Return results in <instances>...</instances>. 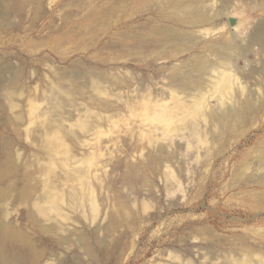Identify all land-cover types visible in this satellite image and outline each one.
Masks as SVG:
<instances>
[{
	"label": "rangeland",
	"instance_id": "1",
	"mask_svg": "<svg viewBox=\"0 0 264 264\" xmlns=\"http://www.w3.org/2000/svg\"><path fill=\"white\" fill-rule=\"evenodd\" d=\"M176 3L0 0V223L10 225L8 231L0 229V243L8 257L21 264L264 260V47L253 38L264 21V0H193L209 16L193 23L196 17ZM234 12L244 18L243 27L229 26L227 17ZM149 17L155 20L148 23ZM98 35L102 43L95 45ZM166 49L169 58H157ZM201 59L209 66L204 90L211 88L214 66L230 68L240 77L225 103L218 94L211 95L204 108L207 119H197L202 130L218 137L212 144L220 153L213 171L206 174L195 159L190 161H195L196 173L171 170V179L163 170L132 178L103 166L116 152L110 154L111 143H96V125L102 114L103 127L108 128V115L115 111L98 108L93 97L123 103L130 88L125 76L144 73L146 79L132 88L143 84L157 89L168 84L174 64H191L195 73ZM157 65L166 66V71L155 75ZM113 78L121 83L112 91ZM97 86L111 95L99 93ZM195 90L181 94L191 100L198 94ZM227 106L240 115L227 121L210 115ZM82 120L91 125L89 130L80 127ZM185 131L186 148L190 131ZM57 135L64 143L55 151L51 141H59ZM114 135L120 146L122 131ZM97 144L104 145L105 154L101 163L89 168L83 161ZM193 152L196 158L197 150ZM8 161L14 169L5 170ZM79 169L88 172L86 190ZM167 180L174 181L172 189ZM25 182L39 185L26 202L18 198ZM50 184L63 195L66 218L56 212L41 214L34 204L38 192L47 191ZM7 188L13 192L3 195ZM51 225L55 228L49 229ZM16 229L32 239L37 257L31 258L28 244L12 234Z\"/></svg>",
	"mask_w": 264,
	"mask_h": 264
},
{
	"label": "bare ground",
	"instance_id": "2",
	"mask_svg": "<svg viewBox=\"0 0 264 264\" xmlns=\"http://www.w3.org/2000/svg\"><path fill=\"white\" fill-rule=\"evenodd\" d=\"M178 1L179 5L176 3V6H178L179 9H182L183 11L185 10L186 13L192 14L196 17V19L190 23L197 21L205 22L208 19L209 16L204 13L205 9L203 12L202 10H198V8L194 6L196 3H193V0ZM154 20V17H149V22H147L151 23ZM102 38V35H98L95 45H100L102 43ZM253 38H256L257 41H259L261 45L263 44L264 47V21L257 27ZM158 55L159 56H157V58L159 59L169 58L171 53L168 49H166L165 51L160 52ZM125 64L129 65L130 63L125 62ZM190 65L191 64H186L177 67L174 64L171 71L168 73V84L159 86L157 89H152V87H147L143 84L137 86L136 88H132L135 87L134 85L136 83L139 84L142 80L146 79V75L144 73L141 76L137 74L125 76L126 80L129 82L128 86L131 89L129 88V92L123 103L110 100L109 97L107 99H98L96 96L93 97L94 103L98 108L108 112L115 111L113 114L108 115L107 120L110 122V126L108 128L103 127L105 119L102 114H99L101 120L99 119L98 124L96 125V143L104 142L105 146L111 143V147H114V149L110 150V154L116 152V158L112 162H110L111 160H106L102 163L103 166H110V169L113 171L121 170V172H125L124 174L127 173L132 178L138 173H140V175H144L148 172L151 174L155 173L156 171L163 170V172L166 174V177L171 179L169 177L171 170H177L176 172H179L180 175L183 174L185 170L189 172L194 171V173H196V171H198L196 164H201L200 167H204L206 174H210L213 171L212 166L214 165L216 159H218L220 156V153H217V151L215 152V150L212 149V144L218 140V137L216 134H214V132L202 130L200 123H197V119L202 118V116L205 117L204 108H207V100L211 95L218 94L220 99L219 101L222 104L225 103V98L228 94L230 95L232 93L235 84H239L238 79L240 77L237 76V73L230 68L226 67L225 69H222L218 66H214L210 69L212 75L209 78L211 79L209 80L208 77H205L209 80V82H211V86L209 83V86L207 85L211 88L204 90L207 87L205 86L206 84L203 83L205 80H203V78L208 73L209 66L206 65L202 59L196 65L195 62H193V65H195V70L197 71L195 73H198L197 75L194 73L193 68H191ZM138 67L144 68L142 66ZM166 69V66L157 65L153 71L155 75H160L161 73L163 74ZM150 77H154V75L151 74ZM120 83L121 82L118 81L117 78L111 79V85H113L112 91L118 88ZM96 88L99 93H104L108 96H110L112 93V91H108L102 86H97ZM187 89L197 90L198 94H194V99L187 100V95L183 96L181 94ZM210 115L214 118H217L218 120L227 121L230 118L236 117L240 114L237 110L227 106L220 112L211 111ZM80 127H85L89 130L91 125H88L86 121L82 120ZM119 127H122V129ZM184 130L190 131V134H188L189 142L187 143L186 148L182 144V140L186 138V131L183 132ZM120 131H122V142L119 146V139H117V136H115L114 133ZM118 135L120 136L119 133ZM119 136L118 138H120ZM57 139L59 141H51L53 146L50 145L52 150L54 149L55 151L58 150V147L64 143L63 138L58 135ZM97 146V149L86 158V161H83V163H85L89 168L101 163V156L105 154L104 145L97 144ZM115 146L117 147L115 148ZM111 147L108 146V148ZM194 149L197 150L196 158H193ZM143 150H145V152H143ZM136 157L138 158L136 159ZM194 159L197 162L196 164L195 161L192 162ZM4 168L5 170H11L14 169V166L12 162L8 161ZM78 171H80V178L84 180L81 188L86 190L85 181L88 177V172L84 171L83 169H79ZM187 171L186 173L188 174ZM143 175L141 176L143 177ZM178 176H176V178ZM139 177L140 176H138V178ZM178 179L179 178L176 179V182H179L177 181ZM170 183L171 181L167 182L168 187ZM172 183L174 184V181ZM172 183L170 184L169 188L172 187ZM174 186L175 185H173V187ZM38 190L39 185H37V183H33L31 185L29 182H25L21 192L18 195V198L25 202L31 201ZM12 192L13 188H7L3 195H7ZM38 193V201L34 202V204L38 205V209L41 214L51 216L52 212H56L53 214L66 218L61 207V199L64 200V198L61 192L56 190V185L50 184V186L47 188V191L42 190V192L40 191ZM0 200H2L1 197ZM92 205V211L94 214H96L98 207L96 199L92 201ZM36 216V213L31 214V218L33 219H35ZM9 227V223H0V229L2 231H8ZM48 227L49 229H54L55 225ZM12 234H15L21 241H24L28 244V252L31 258L37 257L38 253L35 250L37 248H35L33 242L31 241L32 239H30L29 236L24 233V231L18 232L16 229L12 231ZM8 256L9 255H7L4 251L3 242L0 243V264H21V260L16 259V257ZM39 257L40 256H38V258ZM255 264H264V260H260L259 263L257 262Z\"/></svg>",
	"mask_w": 264,
	"mask_h": 264
},
{
	"label": "water",
	"instance_id": "3",
	"mask_svg": "<svg viewBox=\"0 0 264 264\" xmlns=\"http://www.w3.org/2000/svg\"><path fill=\"white\" fill-rule=\"evenodd\" d=\"M227 20H228L229 26L231 28L232 27H236V26H238L240 24H242L241 27H243V25H244V18H242V16L240 14H238L237 12H234V14L229 15L227 17ZM233 30H235V29H233ZM236 31H238V30H236Z\"/></svg>",
	"mask_w": 264,
	"mask_h": 264
}]
</instances>
